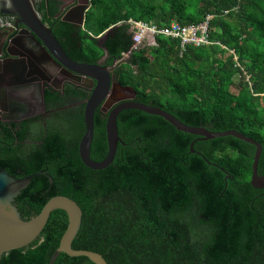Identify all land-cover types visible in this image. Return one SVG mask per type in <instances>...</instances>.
<instances>
[{"label": "trees", "instance_id": "trees-1", "mask_svg": "<svg viewBox=\"0 0 264 264\" xmlns=\"http://www.w3.org/2000/svg\"><path fill=\"white\" fill-rule=\"evenodd\" d=\"M62 5L40 0L37 10L70 58L116 66L114 80L132 88L137 102L188 126L235 130L260 143L264 176V0H90L82 26L62 21ZM208 16L210 45L183 49L179 39L159 35L155 46L132 49L129 20L164 29ZM89 97L73 84L63 95L47 91L61 129L21 158L17 126L0 123V169L18 179L43 172L15 201L24 220L65 196L83 211L73 248L97 252L108 264H264V189L251 185L254 145L231 136L202 140L161 117L126 110L117 120L123 143L113 164L93 171L79 155ZM106 121L99 109L91 146L97 162L108 154ZM68 224L66 212L54 211L37 241L0 264H49ZM55 264L94 263L62 254Z\"/></svg>", "mask_w": 264, "mask_h": 264}, {"label": "water", "instance_id": "water-1", "mask_svg": "<svg viewBox=\"0 0 264 264\" xmlns=\"http://www.w3.org/2000/svg\"><path fill=\"white\" fill-rule=\"evenodd\" d=\"M38 3L39 0H0V15L6 14L19 18V22L44 47L46 55L54 66L68 72L73 78L74 85L90 91V97L86 101L84 109L85 133L79 143L80 159L87 168L93 171H102L113 164L118 145L123 143L117 125L118 117L123 111L137 110L161 117L176 130L199 136L202 140L231 136L254 145L256 151L251 185L256 189H264V176L258 175V165L263 151L260 143L235 130L211 132L203 127L188 126L159 107L137 102L135 100L136 93L132 88L123 87L114 80L113 72L116 66L105 67L102 62L96 65L79 63L69 57L52 34V30L42 22V17L37 10ZM89 7L90 0H85V3L81 2L65 12L62 21L82 26ZM64 9L65 6L61 8V11L63 12ZM125 92H130L132 95H123ZM99 109L106 113L107 110L110 111L106 121L108 154L105 160L97 162L91 159V146L94 139L95 115ZM191 149L192 152H195L193 144ZM42 174L43 172H39L36 175L18 179L0 169V263L5 254L30 246L37 241L47 226L51 214L56 210H62L67 214L69 224L49 264H55L62 254L72 258L86 257L94 264H108L106 259L97 252L73 248V242L80 233L83 223V211L74 200L65 196L53 197L46 203L40 214L30 220L23 219L15 201L22 191L29 187L31 180ZM50 180L52 181V179Z\"/></svg>", "mask_w": 264, "mask_h": 264}, {"label": "flooded vegetation", "instance_id": "flooded-vegetation-1", "mask_svg": "<svg viewBox=\"0 0 264 264\" xmlns=\"http://www.w3.org/2000/svg\"><path fill=\"white\" fill-rule=\"evenodd\" d=\"M80 3V0H71L60 11L64 14ZM72 82L68 72L54 66L44 47L19 18L0 15V123L17 126L14 130L17 158L37 145L43 146L53 128L61 129L60 122H56L57 117L61 118L58 112L47 107L46 92L63 95ZM109 111L101 112L108 115ZM23 135L26 139L21 141Z\"/></svg>", "mask_w": 264, "mask_h": 264}, {"label": "built area", "instance_id": "built-area-1", "mask_svg": "<svg viewBox=\"0 0 264 264\" xmlns=\"http://www.w3.org/2000/svg\"><path fill=\"white\" fill-rule=\"evenodd\" d=\"M213 16H208L204 22L199 25L184 26L178 22H173L169 27L159 29L156 26H149L142 22L129 20L131 26L133 50L142 46H155L157 36L161 35L167 38L179 39L184 49L187 45L201 47L210 45V21ZM128 57V54H124Z\"/></svg>", "mask_w": 264, "mask_h": 264}, {"label": "rangeland", "instance_id": "rangeland-1", "mask_svg": "<svg viewBox=\"0 0 264 264\" xmlns=\"http://www.w3.org/2000/svg\"><path fill=\"white\" fill-rule=\"evenodd\" d=\"M70 1H71V0H63L64 4L69 3ZM80 1H81L82 3H85V0H80ZM125 58H127V57H125ZM238 81H239V79H238V77H237V78L235 79V84H237ZM232 91L235 92L236 89L233 88ZM123 95L131 96L132 94H131L130 92H125V93H123Z\"/></svg>", "mask_w": 264, "mask_h": 264}, {"label": "crops", "instance_id": "crops-1", "mask_svg": "<svg viewBox=\"0 0 264 264\" xmlns=\"http://www.w3.org/2000/svg\"><path fill=\"white\" fill-rule=\"evenodd\" d=\"M59 1H61L64 4L63 0H59Z\"/></svg>", "mask_w": 264, "mask_h": 264}]
</instances>
